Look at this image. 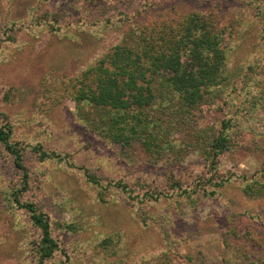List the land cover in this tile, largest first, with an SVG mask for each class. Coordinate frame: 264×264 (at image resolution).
Masks as SVG:
<instances>
[{"label": "rangeland", "instance_id": "obj_1", "mask_svg": "<svg viewBox=\"0 0 264 264\" xmlns=\"http://www.w3.org/2000/svg\"><path fill=\"white\" fill-rule=\"evenodd\" d=\"M191 10L216 17L234 46L230 86L193 111L200 142L154 162L140 142L90 131L74 76L134 25ZM0 127L21 153L0 141V264L38 262L25 203L58 241L45 264H264V0H0ZM222 131L231 141L215 167L197 144Z\"/></svg>", "mask_w": 264, "mask_h": 264}, {"label": "trees", "instance_id": "obj_2", "mask_svg": "<svg viewBox=\"0 0 264 264\" xmlns=\"http://www.w3.org/2000/svg\"><path fill=\"white\" fill-rule=\"evenodd\" d=\"M156 25L131 27L96 64L74 76L78 87L71 94L78 119L90 131L123 147L140 142L154 162L165 151H173L180 159L192 150L199 137L189 129L195 122L193 111L209 104L218 91L223 93L234 75L227 59V51L234 46H223L225 30L216 17L191 10ZM223 133L212 137L208 146L197 144L215 167L219 155L230 146V137ZM10 134L0 127V141L7 143L18 160L20 148H12ZM18 165L25 168L20 162ZM248 188L255 190L253 185L245 190ZM21 206L41 230L37 264H45L59 248L51 221L34 204ZM248 255L229 257L227 264H255L246 262Z\"/></svg>", "mask_w": 264, "mask_h": 264}]
</instances>
